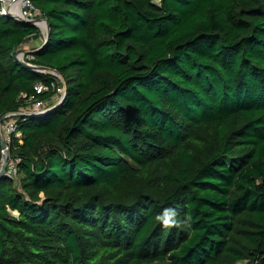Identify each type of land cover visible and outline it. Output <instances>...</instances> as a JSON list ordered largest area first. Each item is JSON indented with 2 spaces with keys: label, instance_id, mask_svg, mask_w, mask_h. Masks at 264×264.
<instances>
[{
  "label": "trees",
  "instance_id": "16d2710c",
  "mask_svg": "<svg viewBox=\"0 0 264 264\" xmlns=\"http://www.w3.org/2000/svg\"><path fill=\"white\" fill-rule=\"evenodd\" d=\"M32 1L66 93L22 111L60 79L0 16V264H264V0Z\"/></svg>",
  "mask_w": 264,
  "mask_h": 264
},
{
  "label": "built area",
  "instance_id": "2783aa9c",
  "mask_svg": "<svg viewBox=\"0 0 264 264\" xmlns=\"http://www.w3.org/2000/svg\"><path fill=\"white\" fill-rule=\"evenodd\" d=\"M0 16L23 18L26 22L32 23L39 32L40 40H44L46 34V18L42 15L41 10L33 3L32 0H0ZM29 53V52H28ZM27 54V53H26ZM22 51L15 54L17 59L25 60V55ZM26 61V60H25ZM34 93L28 98V105L22 109L23 112L42 113L51 101H58L63 96L62 82L58 79L45 82H39L34 86ZM45 92H51L53 95L49 99H42L35 95H41ZM37 113V114H38ZM2 138L5 144L9 145L10 136L15 131L14 121L12 119L6 120L1 125ZM3 151L0 149V160ZM17 173L16 163L9 158L7 159L5 174L11 178L15 177Z\"/></svg>",
  "mask_w": 264,
  "mask_h": 264
},
{
  "label": "water",
  "instance_id": "95a60500",
  "mask_svg": "<svg viewBox=\"0 0 264 264\" xmlns=\"http://www.w3.org/2000/svg\"><path fill=\"white\" fill-rule=\"evenodd\" d=\"M16 20L26 21L23 18H17ZM49 33H50V25H49L48 20L46 19V34H45L43 42L39 45L38 49L43 47L44 42L47 39ZM28 52H33V50H30V51L29 50H23L22 51L23 55L28 53ZM17 60H18V62L20 64H22V65H24V66H26V67H28L30 69H33L35 71L42 72V73L54 74V76L59 78L61 80V82H62L63 96H64V94L66 93V86H65V83H64L62 77L58 73H55V72H53V71L49 70L48 68L43 67L41 65H37V64H33V63H30V62H27V61H25L23 59H17ZM63 96L53 106L48 107L47 110L46 109L45 110L46 111L52 110L55 106H57L61 102ZM37 113L38 112H33V113H30V114L31 115H36ZM21 114H22L21 112L11 113L12 116H18V115H21ZM7 115H9V114H7ZM7 115L5 114V115H3L0 118V149L3 151V153L1 154V160H0V178L5 175V169H6L7 159H8V147H7V145L5 144V142H4L3 138H2V131H1V121Z\"/></svg>",
  "mask_w": 264,
  "mask_h": 264
},
{
  "label": "clouds",
  "instance_id": "9594fccd",
  "mask_svg": "<svg viewBox=\"0 0 264 264\" xmlns=\"http://www.w3.org/2000/svg\"><path fill=\"white\" fill-rule=\"evenodd\" d=\"M158 220H161L165 225L172 226V225H181V221L177 219V213L172 208H167L164 210L163 215L157 216ZM191 220V217H187L183 224L186 226H190L189 221Z\"/></svg>",
  "mask_w": 264,
  "mask_h": 264
},
{
  "label": "rangeland",
  "instance_id": "374dc122",
  "mask_svg": "<svg viewBox=\"0 0 264 264\" xmlns=\"http://www.w3.org/2000/svg\"><path fill=\"white\" fill-rule=\"evenodd\" d=\"M39 45H40V39L32 38V39L28 40L25 44H22L21 46H19L18 47V51H23V50H29L30 51V50H32L33 48H35L36 46H39Z\"/></svg>",
  "mask_w": 264,
  "mask_h": 264
}]
</instances>
